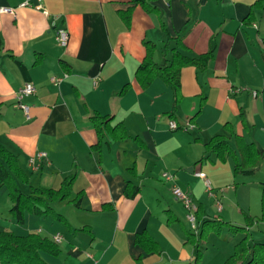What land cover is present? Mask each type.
Instances as JSON below:
<instances>
[{"label":"crops","instance_id":"0c3cea01","mask_svg":"<svg viewBox=\"0 0 264 264\" xmlns=\"http://www.w3.org/2000/svg\"><path fill=\"white\" fill-rule=\"evenodd\" d=\"M134 1L0 0V9L11 11L0 12V144L28 176L25 190L21 188L27 194L35 188L58 190L65 178L76 177L70 200L53 206L72 230L52 216L29 214L24 225L15 226L12 203L0 186V201L9 208L8 218L0 217V231L53 241L60 236V255H49L47 264H197V248L188 241V232L196 233L174 187L197 203L202 213L198 228L214 219L236 226L244 216H259L252 210L253 198L259 204L264 181L255 175L235 177L234 162L206 155L205 145L216 136H229L224 125L230 123L236 135L264 150V9L247 25L244 20L258 0L153 3L170 35L183 38V53L191 58L214 54L204 72L183 69V99L170 118L172 90L160 80L144 90L135 73L145 57L144 41L157 45L154 60L160 65L169 63L177 41L168 42L159 17ZM129 8L133 11L127 25L118 12ZM62 27L69 34L66 48L56 41V29ZM52 78L62 82L55 85ZM26 84L36 88L25 99L29 117L15 99ZM200 109L191 122L193 131L170 129L171 121L183 127ZM94 113L114 118L113 125L123 123L130 140L108 138V144L93 151L98 143L90 120ZM38 153L48 157L32 171L29 160ZM197 172L207 175L211 191ZM164 173L175 180L166 182ZM128 182L139 188L131 199L125 195ZM80 193L83 200L77 208L73 201ZM174 217L178 221L170 222ZM255 228L260 225L250 231ZM260 230L259 239L252 235L254 243L264 242ZM144 231L159 244L161 255L136 246V235ZM241 235L220 241L211 234L217 249L203 252L206 241L201 243L200 264H225Z\"/></svg>","mask_w":264,"mask_h":264},{"label":"trees","instance_id":"16d2710c","mask_svg":"<svg viewBox=\"0 0 264 264\" xmlns=\"http://www.w3.org/2000/svg\"><path fill=\"white\" fill-rule=\"evenodd\" d=\"M155 1L135 0L133 3L140 5L146 13L155 14L159 17L161 28L168 35V42L171 40L177 41L178 49L173 50L172 58L168 64L160 65L154 60L157 45L150 41H144L145 57L135 73V79L144 90L151 87L156 80L165 83L172 90L174 97V106L172 112L169 113V117L175 118L178 106L183 99L181 82L183 69L194 67L199 72H204L213 60L214 54L213 51H209L198 58H191L183 53L182 49L186 48L183 38L170 35L168 28L162 21L161 11L153 4ZM262 9H264V0H258L252 6L251 12L244 20V23L251 25L256 20V12ZM132 11L133 8H129L126 11L118 12L123 22L127 25L130 23ZM165 48H167V45ZM128 88L129 85H126L121 94H124ZM201 109L190 122L198 118ZM90 120L98 135V143L92 147L93 151H99L105 144H108V138L117 143L130 140L123 123L120 122L113 125L114 118L94 113ZM224 128L229 133V136L219 135L214 137L205 145V154H215L222 163L231 159L234 162L235 177L254 175L264 163V150L256 147L253 143H246L242 136L234 133L233 126L230 123H226ZM231 139H233V143ZM136 141L139 142L138 139ZM75 179L74 175L65 178L58 190L35 188L27 194L23 192L21 185L28 184V176L20 167L17 157L0 144V186L8 191V196L12 203L10 214L19 225L25 224L26 217L29 214L38 217L52 216L56 221L71 229L67 219L58 214L53 206L56 203L70 200ZM138 193L139 188L132 182H128L125 191L126 197L131 199L136 197ZM82 200L83 194L80 193L73 201L77 208L81 207ZM262 211L264 213V188ZM171 220L174 222L178 221L176 217L170 218L169 221L171 222ZM197 220L199 222L202 221L201 210L197 212ZM259 220V218L246 216V226L248 228H242L214 219L205 221L199 227L198 234L188 232V241L197 248L196 263L200 264L202 259V252L199 250L201 243H204L211 234H220L223 230H228L234 234L243 233L244 238L235 246L233 255L225 264H264V243H254L248 230ZM85 230L86 228L73 231L81 232ZM135 244L147 254H162L159 244L146 231L136 235ZM60 252L58 244L38 234L18 236L12 232L0 231V264H47L42 254L57 257Z\"/></svg>","mask_w":264,"mask_h":264},{"label":"built area","instance_id":"2783aa9c","mask_svg":"<svg viewBox=\"0 0 264 264\" xmlns=\"http://www.w3.org/2000/svg\"><path fill=\"white\" fill-rule=\"evenodd\" d=\"M29 3H26L25 6H29ZM0 12L2 13H7V12H11L9 9H0ZM56 41L59 44L60 47L66 48L68 46V42H69V34L68 31L62 27V28H58L56 29ZM67 75H64V78H66ZM52 83L55 85H59L62 82L61 78H52L51 79ZM97 82H95L96 84ZM36 93V88L33 84H26L21 90L18 91V93L16 94V104L17 107L22 110L24 112V114L29 117V112H30V107L25 104V99L31 96H34ZM254 96H256V94H254ZM170 129L172 131H177L180 128L186 132L189 131H193L195 129V126L191 123L188 122L187 125L180 127L175 121H171L169 123ZM47 154L45 153H38L36 154L35 157L31 158L29 160V167L32 171H38L39 170V163L42 162L43 160H47ZM195 176L197 178H199L200 180H202L205 184V186L207 187V189L209 191H211V182L209 180V178L207 177V175L203 172H197L195 174ZM163 179L166 182H172L175 180V176L173 174L170 173H164L163 174ZM173 194L174 196L177 198V200H179L185 207V209L187 210V220L191 225V228L193 229V231L197 234L199 228H198V224H197V211H198V205L197 203L194 201L193 197L182 191L179 187H174L173 188ZM54 242L56 244H60L61 243V238L59 235H56L54 237Z\"/></svg>","mask_w":264,"mask_h":264},{"label":"rangeland","instance_id":"374dc122","mask_svg":"<svg viewBox=\"0 0 264 264\" xmlns=\"http://www.w3.org/2000/svg\"><path fill=\"white\" fill-rule=\"evenodd\" d=\"M246 129V128H245ZM245 132H246V135L249 133V131H247V130H245ZM244 135V134H243ZM245 135V136H246ZM244 137V136H243ZM247 139V138H246ZM245 140V139H244ZM246 141V143H248V141L247 140H245ZM250 143V142H249ZM248 143V144H249ZM257 147V146H256ZM259 148V147H258ZM255 176H254V179L255 180H257V181H264L263 179H264V163H262V165L260 166V169H259V171L256 173V174H254ZM21 188L23 189V188H25L24 187V185H21ZM263 186L261 187V189H259V191L261 192V195L259 196L260 197V202H259V204H258V202L257 203H255L254 202V198H253V208H252V210H253V212H255L256 214L258 213V217H257V219L259 218L260 220L255 224V225H257V224H259L260 225V228L258 229H256L255 228V230H253V232L252 231H250V229L251 228H249L248 230H249V233L251 234V239L253 240V238H252V235H254V240H256V239H259L260 238V236H261V230L260 229H262V230H264V219H263V216H264V213H263V211H262V196H263ZM5 190V189H4ZM23 190H25V189H23ZM254 190H256L255 188H253V193H254ZM258 191V192H259ZM6 192V196L8 195V191L6 190L5 191ZM23 192H25V191H23ZM8 198H9V196H8ZM1 200V199H0ZM8 201V203L11 205V201H9L10 199H7ZM8 203L5 205L4 204V202L3 201H0V217H6V218H8V216H9V208L7 209V207H8ZM255 206L257 207V211L255 210ZM7 209V210H6ZM260 209V210H259ZM14 223V225L15 226H18L17 225V223H16V221H13ZM61 223V222H60ZM62 225H64L63 223H62ZM247 221H246V217L244 216V218L241 220V222H240V225H236V226H239V227H242V228H248L247 226ZM254 225V226H255ZM65 226V225H64ZM253 226V227H254ZM66 227V226H65ZM252 227V228H253ZM192 229V228H191ZM192 231H193V229H192ZM11 232V231H10ZM194 232V231H193ZM241 234H243V233H238V235L237 234H234V233H232V232H230V231H228V230H223L220 234H213V235H215L216 237V239H219L220 241H222L223 240V238L225 237V236H228L229 238H232L233 240L234 239H238V238H240V237H242V235ZM244 235V234H243ZM264 235V234H263ZM209 237H211V235H209ZM208 237V239L206 240V245H205V247H204V249H203V252H205L204 250H206V249H208V251L209 252H212L213 251V249H217V247L216 246H214V244H213V241H211V239ZM263 239V238H262ZM242 241V240H241ZM258 243H264V242H258ZM207 247V248H206ZM208 255V254H207ZM42 257L44 258V260L45 259H47V258H49V255H47V254H42Z\"/></svg>","mask_w":264,"mask_h":264}]
</instances>
